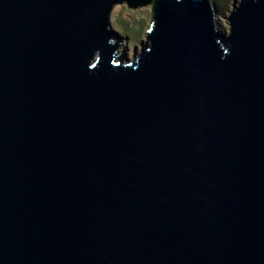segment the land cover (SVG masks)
Wrapping results in <instances>:
<instances>
[{"label":"water","instance_id":"obj_1","mask_svg":"<svg viewBox=\"0 0 264 264\" xmlns=\"http://www.w3.org/2000/svg\"><path fill=\"white\" fill-rule=\"evenodd\" d=\"M215 16L0 0V264H264V0Z\"/></svg>","mask_w":264,"mask_h":264},{"label":"rangeland","instance_id":"obj_2","mask_svg":"<svg viewBox=\"0 0 264 264\" xmlns=\"http://www.w3.org/2000/svg\"><path fill=\"white\" fill-rule=\"evenodd\" d=\"M216 7V16L218 27L221 31H228L227 21L225 16L231 8L233 0H212ZM222 10V11H221ZM150 6L141 7L138 9H128L125 5H116L112 9L110 25L115 29L120 36L125 37L126 41L123 48L127 49V56L131 57L132 50L136 47L139 50V42L145 38V31L150 19ZM126 26L124 28L123 26Z\"/></svg>","mask_w":264,"mask_h":264},{"label":"trees","instance_id":"obj_3","mask_svg":"<svg viewBox=\"0 0 264 264\" xmlns=\"http://www.w3.org/2000/svg\"><path fill=\"white\" fill-rule=\"evenodd\" d=\"M227 1H228V0H227ZM221 11H222V10H221ZM121 24H122V23H119L120 26H123V25H121ZM123 27L126 28V26H123Z\"/></svg>","mask_w":264,"mask_h":264}]
</instances>
